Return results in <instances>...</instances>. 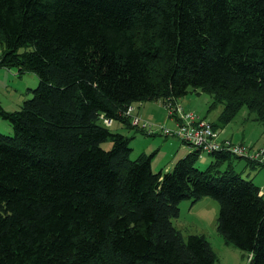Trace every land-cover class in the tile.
<instances>
[{
  "label": "trees",
  "instance_id": "trees-1",
  "mask_svg": "<svg viewBox=\"0 0 264 264\" xmlns=\"http://www.w3.org/2000/svg\"><path fill=\"white\" fill-rule=\"evenodd\" d=\"M0 67L40 79L20 109L0 103V264H224L172 221L204 196L226 243L264 264V195L233 154L154 172L100 119L133 126L129 105L193 88L222 105L215 129L243 107L264 126V0H0Z\"/></svg>",
  "mask_w": 264,
  "mask_h": 264
},
{
  "label": "rangeland",
  "instance_id": "rangeland-1",
  "mask_svg": "<svg viewBox=\"0 0 264 264\" xmlns=\"http://www.w3.org/2000/svg\"><path fill=\"white\" fill-rule=\"evenodd\" d=\"M39 81L40 79L38 75L33 71H24L20 73L17 68L0 67V103L6 110L9 111L20 109L26 99L33 97V94L29 88H36L39 84ZM198 97H200V99L196 100L198 101L200 112H202L204 116L208 115L209 118L215 117V114L221 108V104L210 108V104L212 102L211 94H208L202 90L196 91V89L190 88L189 92L181 99L188 98L190 100H194ZM247 112V107H243L237 117H235L236 119L234 118L237 121L233 119L234 121L232 123L229 122L230 124L228 125L232 124V126H240V124L244 122V117L246 116ZM145 120L151 122L152 124L164 125L166 127L173 126L171 121L161 122L147 118H145ZM114 121V126H107L111 131L113 130L114 132L117 130L116 126L118 124H122L123 129L120 128V130L131 138L130 144L133 147L131 152L132 159H136L138 154L141 152H146L148 155L153 154L151 163L154 172H159L161 168L160 165L167 163L169 158H171L174 146H177V148L178 145L181 147L182 145L189 147V145L186 143L182 144L180 138L177 136L165 135L159 130H157V132L154 134H148L141 128L127 125L126 127L118 120ZM258 124L261 123L258 122ZM261 126L263 125L261 124ZM0 131L8 135L13 134L12 125L8 120L2 118L1 116ZM174 142L177 143L175 144ZM102 146L106 149H110L112 147V142L110 140L105 141L102 143ZM214 159L215 157L212 154L201 153L197 162V166L201 170H205ZM231 159L234 162L236 169L241 170L245 167V169L249 171L248 167H246L247 162L245 158H236L234 155H232ZM261 170H264V167H261L260 169L259 167H254L253 173L255 171L257 172ZM244 177L247 178L251 176L245 174ZM179 207L180 214L176 217H173L172 221L174 225L181 230L183 236L187 237L189 234H205L208 240L211 242L221 262L224 264H249L248 255L238 247L227 244L223 236L217 230V218L220 210V203L218 200L210 196H204L198 201L184 199L180 202Z\"/></svg>",
  "mask_w": 264,
  "mask_h": 264
},
{
  "label": "built area",
  "instance_id": "built-area-1",
  "mask_svg": "<svg viewBox=\"0 0 264 264\" xmlns=\"http://www.w3.org/2000/svg\"><path fill=\"white\" fill-rule=\"evenodd\" d=\"M167 117L174 122L173 127L152 124L139 115L133 114V104L129 105L125 114L131 119L133 126L145 130L148 134H154L159 130L165 135L177 136L183 143L189 145L191 151L200 149L201 153L226 152L245 158L247 161L264 166V146H251L244 143H236L229 138L219 139L217 130L212 122L199 114L188 111L183 104L176 99L164 101ZM104 125H111L113 119L100 115Z\"/></svg>",
  "mask_w": 264,
  "mask_h": 264
},
{
  "label": "crops",
  "instance_id": "crops-1",
  "mask_svg": "<svg viewBox=\"0 0 264 264\" xmlns=\"http://www.w3.org/2000/svg\"><path fill=\"white\" fill-rule=\"evenodd\" d=\"M196 99H200V97L195 98L194 100H190L188 98H184V99L180 98L178 101H180L184 105V108L186 110L194 111V112L198 113L199 115H201L205 118H208V120L211 121L212 123L215 122L217 120L219 114L222 111V105H221V108L219 109V111L215 114V117L209 118L208 115H206L207 116L206 117V116H204V114L202 112H200V108L198 106V101ZM132 112H133V114H137L144 119L147 118L150 120H157V121H161V122L171 121L173 123V126H174V122L167 117V111H166V107L164 105L163 100L135 102V103H133V111ZM244 119H245L244 122L241 123L240 126H237V125L232 126V124L228 125L234 121V120H232L230 123H228L224 127H218L216 130L218 132L219 139L230 138L235 142H241V143L251 145V146H264V126H261V124H258V122H256L251 115L249 116L248 112H247L246 116L244 117ZM235 121H237V120H235ZM114 125H115V121H113V123L111 124V127ZM7 128H8V126H7ZM120 128L123 129L122 124H118L116 126L117 130L114 132H119V133H122V134L128 136L123 131H121ZM174 143L176 144L177 142H174ZM181 143L184 144L182 142V140H181ZM132 149H133V147H132ZM189 152H191V149L187 146L182 145V147H181L178 145V148H177V146H174L171 158H169L167 163L160 165L161 166L160 171L161 170L170 171L173 168L174 164L180 158L187 155V153H189ZM141 153H146V152H141ZM141 153H139L138 156ZM246 162H247L246 167H248L249 171H247V169H245V167L242 168L241 170H238L235 168V170L237 172H241L242 175H244V176H245V174L248 176H251V177H247V178L252 179L260 187L261 193L264 195V170L257 171V172L255 171L253 173L254 167L255 168L259 167V169H260L261 167H264V166H257V165L249 164L247 160H246ZM224 166H226V165H224ZM251 166H254V167H251ZM234 167H235V165H234ZM248 260H249V258H248Z\"/></svg>",
  "mask_w": 264,
  "mask_h": 264
},
{
  "label": "water",
  "instance_id": "water-1",
  "mask_svg": "<svg viewBox=\"0 0 264 264\" xmlns=\"http://www.w3.org/2000/svg\"><path fill=\"white\" fill-rule=\"evenodd\" d=\"M253 263V261L251 260L250 262H249V264H252Z\"/></svg>",
  "mask_w": 264,
  "mask_h": 264
}]
</instances>
